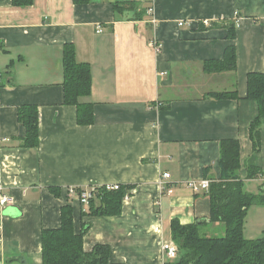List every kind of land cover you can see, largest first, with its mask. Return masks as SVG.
<instances>
[{"label": "crops", "instance_id": "crops-1", "mask_svg": "<svg viewBox=\"0 0 264 264\" xmlns=\"http://www.w3.org/2000/svg\"><path fill=\"white\" fill-rule=\"evenodd\" d=\"M115 2L137 6L117 12ZM149 6L155 25L147 11L139 17ZM152 39L163 44L160 52ZM232 44L236 70H204ZM66 45L92 69L84 98L95 105L91 125L79 124L76 106L64 101ZM252 71L264 73V0H0V264H42V232L61 226L65 205L73 207L76 232L88 228L86 251L107 244L110 264H165L172 221L211 216L208 191L194 192L188 182L220 178L222 139L240 141L245 191L263 192L264 126L259 175L246 179L250 126L259 114L246 98ZM224 91L238 98L212 96ZM23 105L38 108L36 147L22 145ZM104 184L128 187L118 215H90L68 193L70 186ZM244 232L263 236L264 205L250 207Z\"/></svg>", "mask_w": 264, "mask_h": 264}, {"label": "trees", "instance_id": "trees-1", "mask_svg": "<svg viewBox=\"0 0 264 264\" xmlns=\"http://www.w3.org/2000/svg\"><path fill=\"white\" fill-rule=\"evenodd\" d=\"M34 0H13L17 5H30ZM89 0H75L87 3ZM135 3H114L119 11L136 9ZM147 11L141 10L139 17ZM228 36L234 39L235 28L229 27ZM65 103L77 108V121L81 125H91L95 120L94 103L85 101L92 92V69L88 62L78 61L73 45H66L63 55ZM237 69V48L229 45L220 59L207 60L204 70L213 72L234 71ZM212 96L238 98L237 91L213 92ZM247 99L258 103L259 114L250 126V138L253 153L247 162L246 179L259 175L256 165L257 154L262 149L264 126V73L252 71L247 76ZM19 120L26 133L22 138L25 147H36L40 142L39 113L35 105H23L19 108ZM241 144L236 138L222 139L220 143L221 176L212 179L208 195L211 201L209 220H198L192 224H182L174 219L171 223V235L179 249V257L166 260L165 264H264V234L261 238L248 239L245 236V221L253 205H264V191L254 194L245 191V179L241 177ZM128 187L119 189L100 187L90 199L87 212L100 216L118 215L122 212L123 199ZM216 223L224 224L225 234L209 236L202 228H212ZM84 226L80 232L74 227L72 205L61 210V226L45 229L42 232V264H110L111 247L97 244L91 251L84 249ZM214 229V228H213ZM12 263V261H11ZM20 264H24L21 262Z\"/></svg>", "mask_w": 264, "mask_h": 264}, {"label": "built area", "instance_id": "built-area-1", "mask_svg": "<svg viewBox=\"0 0 264 264\" xmlns=\"http://www.w3.org/2000/svg\"><path fill=\"white\" fill-rule=\"evenodd\" d=\"M147 14L151 16V23L155 25L156 18H155V8L154 6H149L147 9ZM235 21L239 23L240 16L238 12H235ZM203 24L206 26H210L212 24L211 20L209 19H203ZM186 23V22H185ZM181 25L184 24V22L180 23ZM103 31L102 25L97 26V32L101 33ZM151 46L155 49L156 52H160L163 48V44L159 42L157 39L151 40ZM2 84V79L0 78V86ZM171 176L170 173H164L162 175L163 178H169ZM211 180L209 179H202L200 182L190 181L188 182V186L193 189L194 192H199L201 190L208 191L210 188ZM121 184H104L101 186H90V187H78V186H70L68 188V193L71 196L72 199H75L79 201L82 205H88L91 198H93L100 187H105L106 189H119ZM2 187L0 188V190ZM130 195L126 193L124 200H129ZM10 201L9 197L5 194H1V204L6 205ZM162 250L164 252L165 258L168 260H175L179 257V249L178 246L175 244V242L168 241L164 242L162 245Z\"/></svg>", "mask_w": 264, "mask_h": 264}, {"label": "rangeland", "instance_id": "rangeland-1", "mask_svg": "<svg viewBox=\"0 0 264 264\" xmlns=\"http://www.w3.org/2000/svg\"><path fill=\"white\" fill-rule=\"evenodd\" d=\"M213 228L211 226H209L208 229L207 228L206 229L202 228L201 231H202V233H205V234H207L209 236H219V237H221V236H223L225 234V226H224V224H222L218 228H215V227H213Z\"/></svg>", "mask_w": 264, "mask_h": 264}, {"label": "water", "instance_id": "water-1", "mask_svg": "<svg viewBox=\"0 0 264 264\" xmlns=\"http://www.w3.org/2000/svg\"><path fill=\"white\" fill-rule=\"evenodd\" d=\"M10 210H11V209H10ZM10 210H9V209H8V210H6V211H5V213H7V212H10Z\"/></svg>", "mask_w": 264, "mask_h": 264}]
</instances>
